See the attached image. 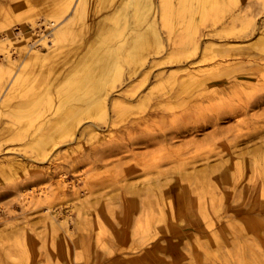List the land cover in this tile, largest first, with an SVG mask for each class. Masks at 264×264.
I'll list each match as a JSON object with an SVG mask.
<instances>
[{"label": "bare ground", "instance_id": "1", "mask_svg": "<svg viewBox=\"0 0 264 264\" xmlns=\"http://www.w3.org/2000/svg\"><path fill=\"white\" fill-rule=\"evenodd\" d=\"M28 1L0 0V117H15L20 113L25 116L23 128L15 132H9L8 124L4 125L0 120V136L3 130L7 129V134L9 132L8 139L4 136L0 138V142L24 137L27 141L22 151L30 155L7 160L5 165L0 162V173L13 179L24 177L27 173H35V181L48 180L53 187L43 196H34L33 187L18 186L16 190L20 192L22 206L27 205L26 207L30 208L42 202L52 203L56 199L66 197L69 188L73 195H79L80 192L73 184L67 182V175L80 162L93 164L123 152H131L134 147H154L173 139L171 133L158 132V128H161L159 121L163 116L155 115V102L147 104L153 99L152 93L157 92L156 90L164 91V85L167 83L170 88L174 84L181 91H194L197 88L230 83L231 90L247 94L246 97L250 98L234 107L235 110L244 112L262 108L259 115H253V118L244 123L251 125L253 132L234 134V145L242 147L228 160L220 157L218 162L210 164L207 158L202 159L200 161H204V165L201 168L196 170L194 166H190L191 171L187 172H184L183 168L180 172H172L174 176L170 172L161 174L156 171V177L146 175L139 183L122 186L118 200L106 194L90 200L91 189H85L84 198L80 199L78 208L81 213L78 214L77 222L80 223V228L77 236L70 231L68 219L63 218L57 223L56 216H50L49 210L54 211L56 215H60V210H54L50 203L43 209L45 216L41 218V226L51 241L50 253L53 254L56 249V255L66 259L67 264L78 263L82 256L78 248L82 249L85 255L88 252L89 257L92 256L89 264L97 263L98 249L101 250L100 255L105 257L126 252L140 253L134 261H125L124 264H172L169 263L171 256L183 247L174 236L170 239H159V233L170 234L180 229L196 230L199 234L203 232L198 222L188 221V215L182 213L181 204H184L181 203V197L188 206L190 202H197L201 207L205 228L213 229L217 228L221 218L214 220L208 211L210 207L216 209V214L220 211V187L230 179L234 180L231 165L238 166L239 170L243 166L247 167L264 177V127L260 126L264 124V89L251 97L255 88L238 80V77L249 74L247 71L260 74L264 78V17L256 26L259 13H255L247 5H240L237 10L229 13L217 30L209 29L198 33V25L210 17V12L219 9L222 0H176V6L173 5V0H96V3L99 1L107 6L115 2L114 12L106 14L97 22L99 33L96 42L94 40L93 45H87L85 51L77 57L73 68L60 75V83L55 89H44L38 93L32 91L26 96V88H29V82L37 70L50 66L56 57L62 54L76 26L79 23L84 25L89 17L91 4L95 0H54L48 9L43 11V22L30 18L26 22L21 15H13L12 5L16 8L22 7ZM188 12L190 16L194 12L198 13V20L190 18L187 21L184 31L179 35L178 45L168 36L165 40V43H168L167 48L161 57L160 50L164 46V40L160 36L161 28L171 29L173 21ZM68 17L71 18L69 21ZM106 20L111 21L112 26L101 27ZM15 30L17 32H14ZM233 35L238 39H250L254 35V39L249 43H244L242 39L238 44H234L229 40ZM214 36L218 37L217 42L212 40ZM201 38L208 39L202 42ZM189 49H199L201 61L198 62L210 60V68L195 69L194 63L189 60L190 55H187ZM250 53L253 58H250ZM169 63H175L177 69L161 71V65ZM167 87L161 94V100L178 96L171 95ZM143 88H146L145 93ZM207 93L206 98L216 99L218 104H221L220 92L213 90ZM16 99L21 101L11 102ZM168 106L171 107L172 103ZM230 109L233 110L232 107ZM228 113L229 111L217 114L211 117L209 122L214 127L216 122ZM124 116H129L126 121H123ZM105 117L108 119V134H100V125L96 121L104 120ZM120 123L124 132L117 135L115 131ZM140 124L149 132L133 134V130ZM82 141L90 147V153L84 152ZM62 147L66 148L63 152ZM162 150L169 152L170 147H164ZM178 153L183 160L188 158L184 152ZM152 160L156 159L146 160L145 163L134 162L127 166L125 171L135 175L148 170V174H153L150 170H158V167H152ZM42 162L48 166L43 168ZM183 165L188 166L189 162H184ZM224 165L229 166V169L218 172L217 168H224ZM52 179L55 181L52 182ZM198 180L202 181V187H206L208 197L196 192L199 189ZM27 192L31 195L28 196ZM174 195L175 203L172 199ZM95 202L100 204L97 209L92 206ZM241 205L245 207L244 204ZM118 207L134 210L131 215L133 218L130 217L131 224L145 222L143 237H134L130 227L127 236L125 235L128 240H124L122 229L119 228L121 220L112 216L114 211H118ZM91 209L96 211L93 223L85 218L87 211ZM108 223L118 229L112 233V239L104 237L101 233L103 225ZM164 223L168 224L166 230L160 228L165 227L162 226ZM245 223L249 227L257 224L254 220H247ZM235 230L241 234L242 240H252L253 234L242 235L246 228L236 226ZM32 232L33 227L28 226L20 234L17 232L26 247L35 242ZM34 236L40 240L36 233ZM204 236H195L194 239H199L200 247L204 248L206 253L205 245L202 244L210 242V238ZM17 237L14 242L19 245ZM212 237L220 248L222 240L216 231L212 232ZM239 241L234 243L235 247L240 248L239 243L244 242ZM149 243L152 244L148 246ZM239 248L237 251H241ZM2 250L7 257L14 258L15 253H11L8 247L3 246ZM260 253L261 257H264V247ZM224 254L236 258L238 262H244L248 257L245 252L234 256L228 251ZM17 256L20 257V254L12 259L14 263Z\"/></svg>", "mask_w": 264, "mask_h": 264}, {"label": "rangeland", "instance_id": "2", "mask_svg": "<svg viewBox=\"0 0 264 264\" xmlns=\"http://www.w3.org/2000/svg\"><path fill=\"white\" fill-rule=\"evenodd\" d=\"M53 1L54 0H29L28 3L22 7L16 8L15 5H12V13L15 16L21 15L24 17L23 21L26 22L30 19L41 20L43 22L42 13L52 5ZM172 3L174 6L177 5L176 0H173ZM105 5L99 1L96 3V0L92 2L89 17L86 19L84 25L79 23L76 26L67 47L63 50L60 56L56 57L54 63L37 70L36 74L33 76L34 78L29 82V88H26V91H28L25 94L26 96L32 91L38 93L44 89H55V86L60 83L58 82L60 81V75L64 73V71L66 72V70L73 68L77 57L85 51L87 45H93L94 40L96 42L99 33V24H97L98 20L103 18L106 14L113 13L115 10V2L109 6ZM240 5H247L255 13H259L255 24L258 26L259 22L264 17V9H262L264 6V0H222L219 9L215 12H210V17L206 18L198 25V33L209 29L217 30L222 26V23L226 20L229 13L237 10ZM190 18L192 20H198V13L194 12L191 16L189 12L185 13L181 18L173 21L171 29L161 28L160 36L164 40V46L160 50L161 57L165 54V49L167 48L168 43H165L166 38L168 36L171 37L178 45L179 35L184 31L185 25ZM67 19L69 21L71 18L68 17ZM103 26H112V22L106 20L104 21V24L101 25V27ZM237 29L238 27H236V30ZM14 32H17V30ZM253 36L254 35H252L250 39L249 37L238 39L233 35L232 39H228L234 44H238L242 39L244 43H249L254 39ZM204 39L207 40L208 38ZM204 39L201 38L202 42H204ZM212 40L217 42L218 37L214 36V39ZM187 55H190L189 60L194 63L195 69H204L211 66L210 60L198 62L201 61L199 60V49H189L187 50ZM249 56L250 58L254 57L252 53H250ZM160 68L161 71L164 72L175 71L177 69L175 63L161 65ZM247 73L249 74L246 76L238 77V80H240V83H246L255 88V91L251 93V97H254L257 95L258 91L264 89V78L257 73L253 74L248 71ZM168 85V83L164 85L165 90H167L166 87ZM167 88L171 95L178 96L169 100L166 98L161 100V94H163L165 90H156L157 92L152 93L153 99L147 104L151 105L155 102L156 108L153 109L155 115L158 117L163 116L161 121L158 120L161 126L160 129L158 128V132H164L166 134L171 133L173 134V139L168 140L166 143H159L154 147H144L143 145L134 147L131 152H123L119 155L105 158L100 162H93V164L80 162L76 168L67 175V182L73 184V187L80 192L79 195H73L70 191L71 188H69L67 196L64 198L56 199L52 201V203H50V201L42 202L35 207L28 208L26 207L27 205L22 206V203H20V192H18L16 188L25 185L31 186L35 190L34 196H43V194L53 187L50 186V182L48 180L35 181L33 177L35 176V173H27L24 177L14 179L7 177V175L2 172L0 173V264H67L66 259H61L56 255V249L53 254L50 253L52 252L49 247L51 241L48 234L46 231H43V227L41 226V221L45 216L43 209L48 207V203L54 207V210H60V215H56L54 211L49 210L50 216H56L55 220L57 223H60L63 218L68 219V227L70 231L74 233V236H77L79 234L78 228H80V223L77 222L78 214L81 213L78 208L80 207V199L84 198L83 191L85 189H91L90 192L92 197L91 199L88 198L90 200H94L97 196H103L104 194L107 196H114L112 199L115 198L118 200L120 195L119 190L122 186L128 183H139L146 175H151L149 177H156V171L161 172V174L168 172L171 174L172 172H180L184 168V172H187L191 171L190 166H194L196 170L201 168L204 165V161H200L202 159L207 158L208 163L210 164L218 162V158L220 157L223 158V160H228L238 148L242 147V145H234V134H249L253 132L251 125L248 126L244 123H247L249 118H253V115H259L262 112V108L248 109L244 112L235 110L234 107H238L240 103L243 104L250 98L246 97L247 94L244 95L241 92L231 90L232 85L230 83H222L215 87L197 88L194 89V91L190 89L185 91L178 90L174 84L172 88L169 86ZM142 90L143 93L146 92V88H143ZM213 90L220 92V105L216 99L206 98V94H208L207 92ZM156 99L160 101H155ZM19 100L16 99L11 102ZM170 103H172L171 107L168 106ZM230 107H232L233 110H231ZM228 111V115L218 120L214 127L212 126V123L209 122L211 117ZM17 113L18 112H16V114ZM22 115L23 113H20L15 117H0V120L4 125L8 124L7 126L10 127L9 132H15L18 129L23 128L25 116ZM128 117L129 116H124L123 121H126ZM96 122L100 125L98 132L100 134H108L107 117H105L104 120H97ZM121 124L122 123L118 124L116 128L115 133L117 135H121L124 132ZM260 126L264 127V124H261ZM144 128V125L140 124L139 127L133 130V134L149 132ZM6 130L1 132L0 138L7 136L8 139L9 132L7 134ZM26 141L27 139L24 137L22 139L8 140L7 142L1 141V164L4 163L5 165L7 160L30 156L29 153L24 154L22 151ZM82 145L84 152L90 153V147L85 145L84 141H82ZM164 147H170V151L162 150ZM65 150V147L61 148V152ZM178 151H181L182 153L184 152L185 157L188 158L183 160L184 158L180 157ZM153 158L156 160H152V162H154L152 167H158V170H150L151 172H154L153 174H148V170L135 175L126 173L125 170L127 166L134 162L145 163ZM184 162H189V165H183ZM41 166L46 168L48 165L44 162ZM233 166L234 165H231L230 169H232L234 173V180L232 181V179H230L229 182L223 183L220 187L222 191V199L220 201L221 206L220 209H218L220 211L216 214V209L213 207H210L208 211L214 220L221 218L220 223H217V228L213 227V229H206L201 217L202 211L200 205L197 202H190L188 206L183 198H180L181 203L184 204L183 206L181 204L182 213L188 215V221H192V223L198 222L199 228H201L203 232L201 231L199 234L195 228H192L195 231H191V229L181 231L180 229L179 231L170 234L159 233V239H170L174 236L178 240L177 242L183 247L180 248L179 252L174 254L175 256H171L169 263L264 264V257H261L260 255L261 249L264 247V177L262 174L254 173L252 169H248L247 167L244 168L243 166L241 167L242 169L239 170L238 166ZM222 167L217 168L218 172L221 173L224 169L226 171L229 169V166L224 165V168ZM173 173L172 176H174ZM51 181L54 182L55 180L52 179ZM198 183L199 189L196 192L202 196L208 197V191L205 186L202 187V181L200 180ZM39 191H41V193ZM27 193L28 196L31 195L29 192ZM172 199L175 203L176 196L174 195ZM208 203H210V201ZM241 204H244L245 207ZM99 205V202L92 204L93 208L95 207L96 209ZM92 210L93 209H91V211ZM117 210V212L114 211L115 214H112V216L121 220L119 228L122 229L124 240H128L126 236L130 227L133 231L134 237H143V232L146 229L145 222L131 224L130 219L133 218L131 215L134 210L128 209L127 207L125 209H120V207H118ZM91 211H87L85 218H87L90 223H93L96 211ZM257 214H259V216ZM247 220L256 221V225L258 226L251 225L253 228L249 229L251 227L247 226L245 223ZM164 224L165 225L162 226L165 227L160 228L162 230L168 229V224ZM26 226L33 227L34 229V232H32L31 235L33 236V240L35 239V242L32 243V246L30 247L23 245L22 237L19 235ZM234 226H238L242 229L246 228L245 233L242 235H245L246 233L249 235L253 234L252 240H242L241 234L235 230ZM116 229L117 228L111 227L108 223L105 226L103 225L101 233L104 237L112 239V233L115 232ZM214 231H216L217 235H219L222 240L220 248L215 243L214 237H212V232ZM17 232H19V234H17ZM34 233L40 237V240L34 236ZM203 235L210 238V242L208 241L205 244H202L205 245L206 253L203 251L204 248L200 247L201 243L198 241L199 239H194L195 236ZM15 237L18 238L17 241L19 245L15 244ZM237 241H244L243 244L239 243L240 248L239 246H234V243H237ZM151 244L152 243H149L148 246ZM186 245L188 248L185 247ZM3 246L6 248L8 247L11 253H15L13 256L14 258L17 254H20V257H16L17 260L15 263L12 261L14 258L7 257L3 252ZM237 248L241 251H237ZM79 250L81 251L80 253H82V256L78 259V263L76 262V264L91 263L92 256L90 255L89 257L88 252H86L85 255L84 251L78 248V251ZM97 251L98 259L96 260V264H124L125 261H134L140 255V253L126 252L118 256L113 254L110 257H105L100 255L101 250L98 249ZM226 251L230 252L233 256L234 254L245 252L248 257L244 262H238L236 258L226 256L224 254Z\"/></svg>", "mask_w": 264, "mask_h": 264}]
</instances>
